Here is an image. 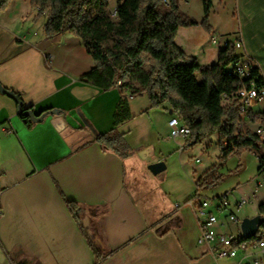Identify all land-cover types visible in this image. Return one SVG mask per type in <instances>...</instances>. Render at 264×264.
<instances>
[{"label":"crops","instance_id":"crops-1","mask_svg":"<svg viewBox=\"0 0 264 264\" xmlns=\"http://www.w3.org/2000/svg\"><path fill=\"white\" fill-rule=\"evenodd\" d=\"M111 7L115 12V2ZM179 7L200 23L178 32L176 43L187 56L212 66L225 42L240 38L243 53L264 76V0H213L211 32L201 25L203 0H180ZM160 10L169 12V5ZM37 16L30 0H14L0 12V84L21 94L35 115L58 111L29 128L18 104L0 94V264H96L65 199L82 207L85 231L105 255L101 264H220L223 260L199 245L200 220L189 203L180 215L169 211L154 219L139 206L128 170L146 198L137 155L144 146L128 142L131 151L124 158L96 141L112 130L126 137L121 127L146 114L159 115L170 130V107L130 100L134 119L115 127L120 89L83 83L95 61L82 40L71 33L48 38V16ZM48 55L54 56L52 64ZM150 148L148 158L156 154Z\"/></svg>","mask_w":264,"mask_h":264},{"label":"trees","instance_id":"trees-1","mask_svg":"<svg viewBox=\"0 0 264 264\" xmlns=\"http://www.w3.org/2000/svg\"><path fill=\"white\" fill-rule=\"evenodd\" d=\"M14 0H0V12L8 9ZM32 8L38 11L36 19L48 16L45 34L48 38L71 33L79 37L95 61V67L82 76L85 84L109 91L120 87L122 97L114 115L115 127L130 121L131 95L146 94L152 108L165 104L174 116L181 118L191 129V142L196 144L208 134L219 133L222 140L229 137L228 146H222L223 158L242 150L258 148L256 136L243 122L238 101L233 99L225 104V96L233 97L243 87H250L254 81L264 88V76L259 68H254L250 80H242L230 73V67L242 58L235 48H223L218 63L203 67L194 57H189L176 43L181 28H191L200 23L179 7L180 0H30ZM115 2V12L111 4ZM169 5V12L163 13L160 6ZM204 20L201 25L211 32L209 24L213 0H203ZM202 76V79L199 78ZM20 99L22 96L19 93ZM23 102V100H22ZM32 110L19 108L20 117L27 127L35 122L26 116ZM47 110L40 114H54ZM238 133L239 138L234 135ZM247 135V136H246ZM104 150H112L121 157L130 155V146L125 135L112 130L97 139ZM205 175L197 184L207 185ZM2 190L0 189V195ZM71 214L89 241L97 263L101 264L105 255L89 238L82 223V207L65 199ZM1 211V208H0ZM264 213V204L260 206Z\"/></svg>","mask_w":264,"mask_h":264},{"label":"rangeland","instance_id":"rangeland-1","mask_svg":"<svg viewBox=\"0 0 264 264\" xmlns=\"http://www.w3.org/2000/svg\"><path fill=\"white\" fill-rule=\"evenodd\" d=\"M199 78L202 79V76L199 75ZM128 97L131 101L136 99L137 103L149 100L148 96L131 98L129 94ZM253 107L256 112H264V103L253 104ZM179 120L183 122L181 118ZM121 130L127 133V139L125 137L127 143L145 147L141 152H137V155L139 175L144 178L148 191L146 198L141 196V192L134 185L135 174L130 169L128 172L131 178L129 183L131 192L147 217L153 219L156 216L162 217L169 211H175L180 215L188 209L186 207L188 201L197 196L200 202H204L218 201V198L225 195H228L232 206L243 199L248 202L252 200L240 212H236L240 220L260 216L259 206L264 202V187L258 194V199H253L255 185L261 179L258 175V159L252 150L242 149L224 159L222 155L224 141L219 133L208 134L196 144H192L190 138L173 139L159 115L137 116L130 124L123 125ZM251 130L255 132L256 127L251 125ZM150 147L156 149V154L151 156L152 158H148L152 153ZM159 159L167 168L164 172L154 175L150 165ZM205 175H208V184L198 187L197 184ZM176 204L181 207L177 208ZM221 218L224 220L223 216ZM230 229L234 233H242L241 225L231 226ZM220 264H239V260H223Z\"/></svg>","mask_w":264,"mask_h":264},{"label":"built area","instance_id":"built-area-1","mask_svg":"<svg viewBox=\"0 0 264 264\" xmlns=\"http://www.w3.org/2000/svg\"><path fill=\"white\" fill-rule=\"evenodd\" d=\"M213 44H217V38L212 39ZM230 42H225L223 48L229 46ZM231 46L235 50H242L238 53L242 58L232 63L229 72L236 73V76L242 80H250L254 68H259L258 64L249 56L243 53V42L238 38L235 42H231ZM222 48V49H223ZM47 62L52 64L53 55L46 57ZM260 69V68H259ZM262 73V72H261ZM263 75V74H262ZM123 83L119 81L117 88L122 87ZM130 97L134 95L130 94ZM233 99H224L225 104H230ZM235 100L238 101V110L241 115L247 116V127L251 130V125L256 127L255 132H251L257 138L258 148L252 150L258 159V175L261 179L255 185L253 199H258V194L264 187V112H256L253 104L258 105L264 103V88H259L252 81L250 87H243L235 94ZM170 134L173 139H189L191 137V129L185 123L181 122L178 117L173 116L169 121ZM235 137L240 135L236 133ZM247 136V135H246ZM230 138H225L224 145L228 146ZM199 162V161H198ZM218 201L200 202L199 197L189 201V204L196 211V215L200 220L201 234L198 240L200 246L207 247L208 251L217 260H239V264H264V223L257 231L253 238L247 239L243 233L237 234L231 231V226H240V220L236 212H240L248 203L246 199L231 205L228 195L218 198ZM264 204V202L262 203ZM261 204V205H262ZM260 205V206H261ZM259 206V210H260ZM179 207V205H176ZM224 217V220L221 218ZM260 216L264 218V213Z\"/></svg>","mask_w":264,"mask_h":264},{"label":"water","instance_id":"water-1","mask_svg":"<svg viewBox=\"0 0 264 264\" xmlns=\"http://www.w3.org/2000/svg\"><path fill=\"white\" fill-rule=\"evenodd\" d=\"M0 94L14 100L18 104L19 108L23 106V102L20 99L19 95H17L14 91L4 88L2 84H0ZM53 113L58 114V112H53ZM26 116H28L31 119V121L35 123H39L43 121V117H40V115H35L32 110H28L26 112ZM166 168L167 166L163 161L150 165V170L154 175H158L164 172ZM263 223H264V218H262L261 216H257L253 219H249V218L244 219L241 224V230L245 238L247 239L253 238Z\"/></svg>","mask_w":264,"mask_h":264},{"label":"bare ground","instance_id":"bare-ground-1","mask_svg":"<svg viewBox=\"0 0 264 264\" xmlns=\"http://www.w3.org/2000/svg\"><path fill=\"white\" fill-rule=\"evenodd\" d=\"M233 74H236V73H233ZM226 99H235V95L233 97H228V96H225ZM242 116V119H243V122L245 124H247V116H244V115H241Z\"/></svg>","mask_w":264,"mask_h":264}]
</instances>
